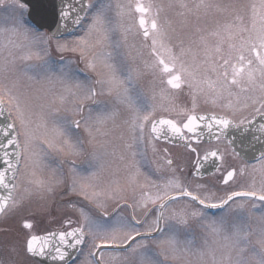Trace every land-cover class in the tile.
Wrapping results in <instances>:
<instances>
[{"label": "snow or ice", "instance_id": "snow-or-ice-1", "mask_svg": "<svg viewBox=\"0 0 264 264\" xmlns=\"http://www.w3.org/2000/svg\"><path fill=\"white\" fill-rule=\"evenodd\" d=\"M0 6L17 13L10 29L14 35L49 44L51 37L45 39L30 23L25 0H0ZM113 8L120 19L137 14L135 22L114 27L107 15ZM69 23L87 25L85 35L77 37L80 47L57 43L56 51H79L94 80L87 74L81 80L78 73L84 70L73 68L75 61L63 56L57 67L48 58V47L17 55L23 45L11 39L0 45V221L33 210L34 202L35 211L51 213L56 197L66 217L63 230L28 235L23 257H40L50 264H192L193 256L200 264L205 257L208 264H264V151L250 163L227 136L229 128L247 132L255 127L259 135L253 139L264 144V0H129L126 5L65 0L57 33ZM117 28L125 45L130 35L140 38L133 47L143 71L126 70L118 62L121 42L111 39ZM93 35L95 42L90 43ZM33 57L42 61L43 72H58L61 81H74L83 93L71 110L73 118L60 116V109L53 107L57 100L63 104L65 96L37 105V97L22 86L21 75L37 79L31 74L37 66L18 68L17 60ZM143 74L160 86L166 103H148L137 85ZM185 88L191 108L178 106L171 95ZM98 95L111 99L98 101ZM84 100L96 105L95 115L89 108L84 116ZM201 101L221 112L198 114ZM157 111L176 112L182 119L158 117ZM117 128L130 138L124 143L128 155L115 149L104 153L110 161L93 155L89 170L81 171L74 159L83 152L81 130L92 144ZM205 130L213 140H227L225 148L205 149L201 155L193 141L199 144ZM119 138L124 139L123 133ZM160 140L179 141L194 153V170L177 165L167 149L159 162H149L148 149L156 153ZM55 154L64 159L57 163ZM229 158L238 163H229ZM209 161L208 174L218 175L225 189L249 170L262 178L259 185L253 179L247 187L217 195L219 188L199 182ZM43 168L51 170L48 179L37 177ZM106 168L110 178H103ZM165 171L168 175L160 179ZM178 203L182 207H174ZM254 214L260 225L255 243L248 223ZM193 225L204 233L203 247L196 245ZM22 228L31 230L33 223L23 218Z\"/></svg>", "mask_w": 264, "mask_h": 264}, {"label": "rangeland", "instance_id": "rangeland-1", "mask_svg": "<svg viewBox=\"0 0 264 264\" xmlns=\"http://www.w3.org/2000/svg\"><path fill=\"white\" fill-rule=\"evenodd\" d=\"M106 3H111L112 5H115V1H121V0H105ZM99 2V0H97ZM147 3H158L161 2V0H146ZM163 2H167V0H163ZM6 3H11V0H6ZM129 0H122L121 4H128ZM17 13L11 8V7H3L0 6V45H4L8 42L9 39L16 41L17 43L23 45L21 49L17 50V55L26 53L28 51L36 52L40 51L42 48H44L43 44L39 43H30L29 40H26L22 35H14L10 29L13 27L14 24V19ZM107 15L111 18L112 24L115 27L117 24H123L125 27H127L130 23H134V15L129 18L127 15H125L122 19L118 18L116 16L115 9L113 8L110 10ZM169 15H171L169 13ZM84 36V35H83ZM95 35L89 38L90 43L95 42ZM111 39L113 43L116 41L121 42V48L119 49L121 56L118 58V62L122 63L124 65V68L126 70L128 69H140L143 71V65L141 62V59L137 57V47H133V45H139L140 43V38L136 37L135 39L130 35L127 41V45L124 44L123 38L121 35V32L119 28H117L112 34H111ZM79 47V46H78ZM77 47V48H78ZM55 52V55L57 56L60 52L56 51V48L53 49ZM96 51H99V48L95 49ZM109 50V49H105ZM79 55V51L75 52V54ZM41 55L43 53L41 52ZM51 61L55 62L56 66L58 67V61L54 59L51 55L48 57ZM42 63L41 60L36 59L33 57L29 61H21L17 60V67H23L25 64H31L37 66L33 73V75L37 76L36 80H28L26 76H20L21 79V84L22 86L26 87L30 94L33 96L37 97L36 99V104H51V101L55 96L58 95H63L65 96V102L63 104L59 103L57 100L56 104L53 105V107L59 108L60 109V116H66L68 118H73L72 117V109L76 106V104L80 101V98L82 97L83 93L81 90L77 89L75 87V83L72 80H64L61 81L58 78V72H43L40 68L39 65ZM76 63V62H75ZM81 66L83 69L88 71L85 68V64L81 62ZM91 73V72H90ZM93 74V73H92ZM19 75V73H18ZM84 76L81 78L83 80ZM141 81L144 83L143 85H139L138 88L139 90H146L148 91H156L160 89V86L156 83L153 82L151 75L149 74H143L139 77ZM138 83V80H137ZM187 90V89H186ZM185 92L187 93V91ZM101 91V89H100ZM75 93V95H73ZM183 95V94H181ZM177 100L179 101V97H188V95L180 96L177 95ZM107 101L110 100L111 98L108 96ZM70 99L72 100V103L69 102ZM89 100H84L83 102H86ZM76 102V104H75ZM186 107H191V100H186ZM207 105V104H206ZM64 108V109H63ZM37 111H40L41 109L37 107ZM198 110V108H197ZM44 112H48V108L44 109ZM95 110L92 111V114L95 115ZM89 114V111L86 112L85 116ZM49 119H52L53 117H48ZM75 118H78L75 117ZM111 128V124L109 126ZM123 133L124 139H120L119 137ZM86 135V134H85ZM87 137V135H86ZM82 138V137H81ZM88 137L85 140L87 146L91 145H97L99 144L100 150L97 149V151L100 153H96L95 156L104 159V160H111V156H104L105 151L108 153H111L114 149L117 151V153H124L126 156L128 155V152L124 148V143L125 141L130 142V138L128 137V134L125 129L123 128H117L114 129L112 134L107 136V137H97L96 141L92 144L87 143ZM105 141H108V143H105ZM218 148L224 149L225 146L222 143L216 144ZM124 149V152H123ZM93 150V149H92ZM200 150H205V147H202ZM56 155V162L58 163L60 160H62L64 157L60 154H55ZM93 156V155H92ZM92 156L90 155L87 158V162L89 161L90 163H93L92 161ZM80 157H74L75 160H79ZM228 162L231 163H238L236 161H232L230 158ZM191 163V160L187 161L185 164V168L188 171L191 170L189 167ZM183 166L184 164H177ZM53 167H55V164H53ZM66 167L68 168V164H66ZM89 170V166L87 168ZM68 172V170H67ZM66 172V174H67ZM51 175V170L49 168H43V169H38L37 170V177H42L44 179H48L49 176ZM168 174L167 172L162 173V178L166 177ZM103 178H110L109 176V171L105 170L103 173ZM261 174L257 172H251L249 170V175L243 177V178H237V182L230 185L229 189H225L223 186L220 185L218 175H213L210 177H207L205 179H199V182L201 183H207L211 186H216L219 188L217 191V195H223L225 190H230V189H236L239 190L241 187H247L249 183L253 179H255L257 185H259V181L261 180ZM63 207L62 203L59 200V197L55 198V201L52 202V210L51 213H44V212H39L35 211L36 208V202L33 203L32 209L29 212H21L18 213L15 217L0 221V262L2 264H38L35 261H33L30 257H23V243L26 239V237L29 235V232L26 233L25 230L21 227L22 219L27 218L33 223V228L30 230V232H34L31 234H42L49 232L51 230L59 229L62 228V222L63 218L66 219V217L62 214L60 209ZM176 208L182 207V203H178L174 205ZM249 223V228L252 230L253 235L251 237L253 243H255L258 238H259V222L257 219V216L254 214L251 218V220L248 222ZM194 232L193 236L196 241L197 247H203V236L204 233L199 229L196 228L195 225H193ZM15 249V251H13ZM217 256H219V252H217ZM83 259V257H81ZM192 260V264H200L199 260L197 257L193 256L190 258ZM208 257H205V264H208ZM169 264H172L171 261H169Z\"/></svg>", "mask_w": 264, "mask_h": 264}, {"label": "flooded vegetation", "instance_id": "flooded-vegetation-1", "mask_svg": "<svg viewBox=\"0 0 264 264\" xmlns=\"http://www.w3.org/2000/svg\"><path fill=\"white\" fill-rule=\"evenodd\" d=\"M94 2H97V0H94ZM104 2H106L104 0ZM119 2L121 3V1H115V4ZM143 3L145 4H148L146 2V0H142ZM132 3H135L134 0H132ZM137 18V14H135L134 16V22ZM87 25L86 24H82L81 26H77L76 29L70 31L69 33L61 36L60 38L58 39H53L49 33L47 31H42L41 33L44 34V37L45 39H47L48 37H51V40L49 41V44L48 45H44V47H48L49 48V51H52L53 49L56 48V45L57 43L61 44V45H66L67 48L71 49L73 47H80L79 45V41L77 40V37H82L83 35H85V29H86ZM78 47V48H79ZM61 56H63V58L65 60H73L75 61L76 63H73L72 64V67L73 68H77V69H82L84 70L83 72H80L78 73L79 77L81 75L85 76V74H87L88 76H90L93 80L96 78L94 76V74L92 73H88L85 69L82 68L81 66V61L79 60V55L76 53H73L71 51H64L63 53H59L56 57V60L58 61V64L60 62V58ZM137 85H143L144 86V83L141 81L140 78H138V83ZM96 89H97V92L99 93L100 92V86L96 85L95 86ZM186 88L183 90V91H179V92H175V93H171V95L175 96L176 99H175V103L180 106V107H186V103L185 101L186 100H191L190 97H179V101L177 100V95H180V96H184L186 94L185 92ZM142 91V90H141ZM187 91V90H186ZM144 96L147 98V101L148 103L152 104H156L157 106L161 105L162 103H166V101H163L161 100L160 98V95H159V91L156 90H152V91H148L146 92V90L142 91ZM183 94V95H181ZM155 96V99H153V97ZM96 99L98 101H107V97H104V96H101V95H98L96 97ZM72 100L73 99H70L69 102L72 103ZM84 103V116L86 114V112L89 110V108H92V111H96V105H93L92 102L89 100V101H86V102H83ZM76 104V102H75ZM186 108H191V107H186ZM64 109V108H63ZM198 114H210L212 112H216V113H220L221 112V109L219 108H213L211 105H206L204 104L202 101L199 103V106H198V110H196ZM239 113L237 114V118H239ZM244 115H247V113L245 112ZM157 116H164V117H169V118H175V119H182V117H179L177 116V113L176 112H172V113H167V112H159L157 111ZM79 118V117H78ZM207 131L205 130L203 133H202V136H206L207 134ZM79 135L82 137V139L85 141L87 139L86 135L83 133V131L81 130V132L79 133ZM190 135V134H189ZM218 143H222L224 146L227 145V140L225 139H221L220 141H204V140H201V142L199 144H196L195 141H193V144L195 147H197L199 150L202 148V147H205V149H209V148H217L218 146L216 144ZM100 145L97 144L95 145H91V146H87L86 144V141L83 145V152L82 154L79 156V160H76V164H77V167L81 170V171H87L88 169V166L91 164L89 161L87 162V158L91 155H96V153H98V155H100V153L97 151L100 150ZM155 146L157 148V152L156 153H153L151 151V149H148V152H147V155H148V160L149 162H151L153 159H156L158 162V158L159 156L163 153L164 149H167L168 152L170 153L171 157L173 158L174 162L176 164H181L183 163L185 166V164L187 163V161L191 160V163H190V168L191 170L188 169V172H191L194 170L193 168V161L195 160L196 156L194 153H190L188 151L187 148H185L183 146V144L180 142V143H170V142H166V141H156L155 142ZM93 149V150H92ZM123 152H124V149H123ZM201 152V155L203 154V151L200 150ZM64 159V158H63ZM62 159V160H63ZM162 163V162H161ZM231 163V162H229ZM68 170V168L66 167V164L63 165V171L66 173ZM168 174V173H167ZM210 176H213V175H210ZM208 176V177H210ZM159 178L161 179L162 178V173L159 175ZM207 178V177H206ZM205 179V178H204ZM64 220L65 218H63V222H62V226L64 227ZM63 227L62 228H59V229H56V231H60V230H63ZM30 231V230H28ZM35 234H38V233H35Z\"/></svg>", "mask_w": 264, "mask_h": 264}, {"label": "water", "instance_id": "water-1", "mask_svg": "<svg viewBox=\"0 0 264 264\" xmlns=\"http://www.w3.org/2000/svg\"><path fill=\"white\" fill-rule=\"evenodd\" d=\"M28 5V17L29 19L41 30L48 29L50 30L52 36L56 37L61 35L57 32L58 27V16L56 12L59 11L61 0H25ZM68 29V27L66 28ZM258 123V122H257ZM231 134L228 136V139L235 140V146L242 152L245 153L248 161H253L254 158L259 154V152L264 151V144L254 140V135H259L255 127L252 130L247 132H242L235 128H231ZM255 131V134H252ZM205 139V137H203ZM211 139V138H208ZM165 141V140H163ZM207 141V140H205ZM179 143V142H175ZM205 175L208 176L212 171V164L209 161L204 165L203 169ZM202 177V178H203ZM45 235V234H44ZM43 236V235H38ZM39 264H50V261L47 259H41L40 257L33 258Z\"/></svg>", "mask_w": 264, "mask_h": 264}]
</instances>
